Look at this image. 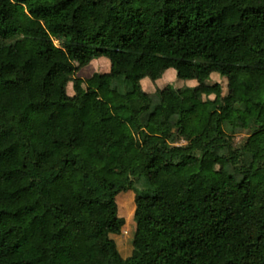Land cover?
Instances as JSON below:
<instances>
[{
  "label": "trees",
  "instance_id": "trees-1",
  "mask_svg": "<svg viewBox=\"0 0 264 264\" xmlns=\"http://www.w3.org/2000/svg\"><path fill=\"white\" fill-rule=\"evenodd\" d=\"M0 264H264V0H0Z\"/></svg>",
  "mask_w": 264,
  "mask_h": 264
},
{
  "label": "rangeland",
  "instance_id": "rangeland-1",
  "mask_svg": "<svg viewBox=\"0 0 264 264\" xmlns=\"http://www.w3.org/2000/svg\"><path fill=\"white\" fill-rule=\"evenodd\" d=\"M256 36L250 38L251 42L256 40ZM55 45L58 43L55 41ZM110 70V62L106 58H99L97 60L91 61L86 66L78 69L72 75V80L68 83L66 91L67 94L72 96L80 91L84 87L81 82L91 77L94 73H108ZM188 81L180 80L176 78V71L173 69L167 70L161 79L156 81H151L148 78H143L140 80L137 87L138 90H141L149 95H154L157 91L163 89L167 85H173L174 87H183ZM219 83L222 87V96H226L228 93V82L225 78L219 77L216 74L211 76L208 84ZM195 82L188 83L186 86H194ZM238 99L246 98V94L243 90H239L236 93ZM210 100L214 98L213 95L208 97ZM205 99V97H203ZM247 129H235L231 134L234 145H239L247 137ZM185 141L177 140L176 145H184ZM195 171V165H191L186 170L183 171L182 176L187 177ZM223 176V173H220ZM118 215L123 219L124 225L121 228L119 235H111L110 238L115 242L116 248L122 258H127L131 255L133 246L132 241L135 233V223L133 220V214L135 210L134 205V194L132 191L121 192L115 198Z\"/></svg>",
  "mask_w": 264,
  "mask_h": 264
}]
</instances>
